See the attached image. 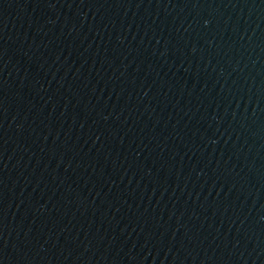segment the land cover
I'll return each mask as SVG.
<instances>
[{
    "label": "water",
    "instance_id": "95a60500",
    "mask_svg": "<svg viewBox=\"0 0 264 264\" xmlns=\"http://www.w3.org/2000/svg\"><path fill=\"white\" fill-rule=\"evenodd\" d=\"M256 5L262 19L264 20V0H253Z\"/></svg>",
    "mask_w": 264,
    "mask_h": 264
}]
</instances>
